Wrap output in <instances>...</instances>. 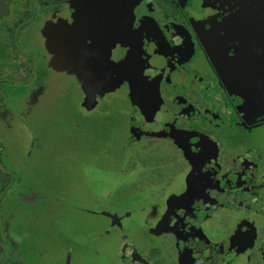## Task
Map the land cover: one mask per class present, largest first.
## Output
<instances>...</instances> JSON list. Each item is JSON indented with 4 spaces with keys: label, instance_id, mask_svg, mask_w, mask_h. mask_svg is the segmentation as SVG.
Masks as SVG:
<instances>
[{
    "label": "rangeland",
    "instance_id": "obj_1",
    "mask_svg": "<svg viewBox=\"0 0 264 264\" xmlns=\"http://www.w3.org/2000/svg\"><path fill=\"white\" fill-rule=\"evenodd\" d=\"M137 1L56 0L44 17L29 49L43 68L11 111L0 104L11 125L0 143L7 166L29 162L45 194L21 200L30 212L19 233L0 232L1 264H264V183L249 184L235 159L251 170V154L204 172L162 135L137 138L126 124L148 74L131 25ZM5 47L6 72L25 76L30 64L8 35ZM16 191L5 194L15 209Z\"/></svg>",
    "mask_w": 264,
    "mask_h": 264
},
{
    "label": "flooded vegetation",
    "instance_id": "obj_2",
    "mask_svg": "<svg viewBox=\"0 0 264 264\" xmlns=\"http://www.w3.org/2000/svg\"><path fill=\"white\" fill-rule=\"evenodd\" d=\"M55 2L0 0V85L9 83L7 90L0 92V104L10 111L15 94L27 93L23 88L36 70L43 68V62L29 49ZM130 16L135 39L140 40L141 68L148 72L128 106L126 124L141 133L134 135H162L177 157L184 154L198 160L204 172L222 168L229 153L231 158L243 157L244 150L251 154L253 165L248 170L235 158L240 161L237 168L253 177L249 184H257L258 175V183L263 184L264 0H139ZM25 33H29L31 44H22ZM7 35L12 49L30 64L25 76L6 72ZM13 84L18 89L12 88ZM3 120L2 112L0 128L3 124L2 128L11 130ZM34 146L39 147L33 144L30 152ZM4 150L0 143V168L8 177L0 183V232L12 235L13 229L21 230V212L30 210L23 199L31 192L45 193L38 189L42 185L36 184V172L29 162L18 164L13 171L2 156ZM24 168L32 171L30 179L36 185H29V175H23L22 181ZM247 179L243 178V183ZM13 184L17 188L11 193L16 209L5 196ZM4 255L0 242V264Z\"/></svg>",
    "mask_w": 264,
    "mask_h": 264
},
{
    "label": "crops",
    "instance_id": "obj_3",
    "mask_svg": "<svg viewBox=\"0 0 264 264\" xmlns=\"http://www.w3.org/2000/svg\"><path fill=\"white\" fill-rule=\"evenodd\" d=\"M29 172H30V169H26V168L23 169V172L21 174L22 175V181H23V175H29Z\"/></svg>",
    "mask_w": 264,
    "mask_h": 264
}]
</instances>
